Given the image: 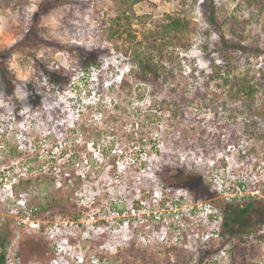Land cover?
I'll return each mask as SVG.
<instances>
[{
  "label": "rangeland",
  "instance_id": "1",
  "mask_svg": "<svg viewBox=\"0 0 264 264\" xmlns=\"http://www.w3.org/2000/svg\"><path fill=\"white\" fill-rule=\"evenodd\" d=\"M239 1L214 0L217 23L227 38L263 51L240 61L264 75V7L247 10ZM39 6L43 13L34 25ZM133 9L149 17L146 24L134 22L138 40L164 14L189 20L194 33L182 56L183 71L198 77L189 79L191 93L216 58L204 47L219 40L205 0L187 8L179 0H144ZM113 10L109 0H0V51L24 45L8 62L14 92L0 79V230L5 225L11 231L5 263L264 264V241L243 243L236 236L264 221V140L243 134L242 117L230 121L222 111L217 120L199 105H190L184 119L158 115L143 124L149 89L129 78L130 59L100 29ZM76 54L95 57L100 67L82 74ZM60 67L75 72L65 87L44 71ZM123 80L133 85L134 104L125 113L113 109L127 93L120 91ZM223 124L229 125L217 127ZM232 132L236 142L224 147ZM171 168L182 175L178 187L165 186L160 175ZM76 176L82 180L71 209L30 210L46 202L43 188L59 189ZM36 178L42 186L18 184ZM216 178L229 183L225 188H248L226 200ZM250 191L258 192L251 197ZM248 202L253 207L240 214ZM225 215L229 227L223 229Z\"/></svg>",
  "mask_w": 264,
  "mask_h": 264
},
{
  "label": "trees",
  "instance_id": "2",
  "mask_svg": "<svg viewBox=\"0 0 264 264\" xmlns=\"http://www.w3.org/2000/svg\"><path fill=\"white\" fill-rule=\"evenodd\" d=\"M101 1V0H100ZM113 4L114 10L107 14L100 23V29L107 42H116L115 49L118 53L128 57L133 65L128 76L138 85H143L149 89L150 105L147 114H143V124L153 123L151 120L159 119L163 115H168L171 120L184 119L185 114L191 113L187 110L190 105H199L204 110H209L213 117L220 119V113L226 112V118L230 121H236L242 117L240 128L244 135H248L256 141L264 140V75H259L247 66H242L241 57L249 59L251 55L258 56L263 53L262 50L244 46L242 42L227 38L216 19V7L214 0H205L209 7V14L206 17L208 24L218 34V42L210 48L204 49L208 53H214L216 58H212L209 63V72L203 75V83L195 86L190 93L187 91V84L190 77L195 80L198 77L193 74H186L183 71L182 53L189 52L191 47V37L193 29L189 20L180 13H168L159 21L152 22V26L140 32L141 38L138 40L132 33L134 22L146 24L149 17H139L134 13L133 7L144 0H109ZM198 0H179L182 8H187L191 4H196ZM59 3H53L48 6L54 8ZM240 5L247 10H257L261 12L264 7V0H240ZM39 6L38 12L34 16V25L43 13ZM47 9V8H45ZM44 9V10H45ZM125 36V37H124ZM32 41V39H30ZM32 43V42H31ZM120 43V44H118ZM22 42L0 51V79L2 80L8 93L14 92V76L8 68V62L12 55L24 50ZM70 55L73 50L66 46L64 48ZM81 61L82 74H89V69L100 67L95 57L86 58L76 54ZM66 70L62 67L54 71H46V76L56 82L54 77L59 78L62 87H65L67 81L75 74L74 71ZM54 75V76H53ZM132 82L123 80L120 84V91L127 90L122 103L114 106L113 109L122 110L132 107L134 102L132 94ZM199 102V103H198ZM126 104V105H125ZM222 109V110H221ZM135 114H141V108H134ZM216 123V122H215ZM229 124L218 125L222 129ZM149 126V125H148ZM173 128V124L171 125ZM185 135L187 132L182 131ZM205 131L202 130L201 134ZM236 133L232 132L227 144L236 142ZM114 136L115 133H110ZM113 163V162H112ZM165 186L178 187L181 185L182 175L176 169H166L160 173ZM187 177H192L191 172H187ZM82 177L76 176L71 180H66L59 189L49 190L43 188L44 195L42 199L44 204L38 203L30 210L45 211L52 206H61L71 209L73 206L74 195L81 184ZM45 183V182H44ZM51 183V182H46ZM23 186L43 185V181L36 178L33 181H18ZM52 188H55V182H52ZM18 191L19 186H14ZM201 196L206 197L203 193ZM253 207L248 202L244 207L238 209L240 214L246 215ZM218 208L223 209V205ZM67 217L75 218L74 214L67 212ZM70 215V216H69ZM229 217L225 215L221 227H229ZM3 225L0 230V264L5 263V246L9 243L11 231ZM239 240L246 243L247 238L256 241H264V221L261 224L247 228L244 232L236 235Z\"/></svg>",
  "mask_w": 264,
  "mask_h": 264
},
{
  "label": "built area",
  "instance_id": "3",
  "mask_svg": "<svg viewBox=\"0 0 264 264\" xmlns=\"http://www.w3.org/2000/svg\"><path fill=\"white\" fill-rule=\"evenodd\" d=\"M214 183L216 184V190L221 193L223 192V196L226 200H232V197H235L237 196V194L239 195H242V190H244V188H248L247 185H244V184H232L231 188L230 187H227L225 188L226 186L225 185H229V183H225L223 181H221L219 178H216L214 179ZM254 188V187H253ZM227 189V192L226 190ZM232 192V193H229V192ZM249 191V190H247ZM258 191L254 192V191H250L248 194L251 195V197H254L255 196V193H257ZM234 199V198H233Z\"/></svg>",
  "mask_w": 264,
  "mask_h": 264
}]
</instances>
